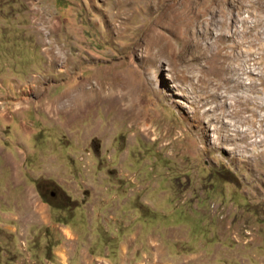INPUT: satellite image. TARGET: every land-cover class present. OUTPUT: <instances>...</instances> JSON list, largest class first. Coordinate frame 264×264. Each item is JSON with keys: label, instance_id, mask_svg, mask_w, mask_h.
<instances>
[{"label": "rangeland", "instance_id": "obj_1", "mask_svg": "<svg viewBox=\"0 0 264 264\" xmlns=\"http://www.w3.org/2000/svg\"><path fill=\"white\" fill-rule=\"evenodd\" d=\"M20 142L150 261L264 264V0H0V161Z\"/></svg>", "mask_w": 264, "mask_h": 264}, {"label": "crops", "instance_id": "obj_2", "mask_svg": "<svg viewBox=\"0 0 264 264\" xmlns=\"http://www.w3.org/2000/svg\"><path fill=\"white\" fill-rule=\"evenodd\" d=\"M20 143L23 147L13 146L18 159L10 151L0 161V264L160 263L143 251L136 214L128 223L122 219L117 235L110 233L109 222L115 224L119 213L100 207L105 202L101 180H76L56 160L37 166L28 161L34 150Z\"/></svg>", "mask_w": 264, "mask_h": 264}, {"label": "bare ground", "instance_id": "obj_3", "mask_svg": "<svg viewBox=\"0 0 264 264\" xmlns=\"http://www.w3.org/2000/svg\"><path fill=\"white\" fill-rule=\"evenodd\" d=\"M86 95V94H85ZM85 95H79L77 98V106H84L86 105L85 102L87 99H89L91 97V95L85 96Z\"/></svg>", "mask_w": 264, "mask_h": 264}]
</instances>
